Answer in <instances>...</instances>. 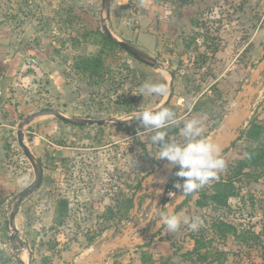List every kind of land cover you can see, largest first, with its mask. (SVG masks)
<instances>
[{
	"label": "rangeland",
	"instance_id": "374dc122",
	"mask_svg": "<svg viewBox=\"0 0 264 264\" xmlns=\"http://www.w3.org/2000/svg\"><path fill=\"white\" fill-rule=\"evenodd\" d=\"M102 1L0 0V264H18L16 256L22 264H71L86 255L89 239L97 246L106 243L123 213L116 204L132 195L134 181L158 161L153 156H158L159 147L140 122L128 116L166 101L170 70L176 78L169 108L177 124L168 137L185 143L183 124L199 119L202 138H212L264 57V0H131L129 10L115 9L110 27L119 24L117 36L130 43L125 37L133 33L126 22L132 20L135 27L140 25L139 15L154 18L159 12L156 33L161 49L154 59L164 65L160 69L123 48H104L99 34L85 37L92 30L104 32ZM174 2L182 9L172 13ZM101 50L106 66L102 78L93 80L76 69L81 55ZM144 83H166L168 92L143 94ZM43 109L68 117L127 120L77 126L44 115L27 125L26 143L42 162L44 178L40 188L21 202L15 221L19 232L12 240L9 216L19 193L35 179L18 143V127L25 117ZM254 115L264 121V89ZM251 144L256 142L248 137L238 139L227 150L228 164L219 174L228 178ZM259 145L264 146V138ZM251 178L243 174L236 181L238 195L227 205L198 209L193 198L187 215L180 218L199 217L202 223L196 231L182 223L176 232L167 230L151 240L149 248L129 256L115 254L107 264H264V176ZM63 197L74 200L68 214L60 217L54 209ZM110 205H115L117 215L109 214ZM220 222L230 223L237 233L222 236L216 227ZM196 237L206 246L199 252L206 258L190 253ZM216 252L226 256L212 261ZM5 257L10 260L3 261Z\"/></svg>",
	"mask_w": 264,
	"mask_h": 264
},
{
	"label": "water",
	"instance_id": "95a60500",
	"mask_svg": "<svg viewBox=\"0 0 264 264\" xmlns=\"http://www.w3.org/2000/svg\"><path fill=\"white\" fill-rule=\"evenodd\" d=\"M113 0H103L102 1V17H101V26L108 35V37L117 43L120 47L125 49L135 58L145 62L146 64L154 67L155 69L164 68V65L158 62L154 57L146 54L138 47L132 43L119 38L112 28L110 27V13L111 5ZM171 75V81L169 85V95L166 101L161 104L159 107L153 110H159L161 107H165L171 100L174 94V81L175 73L173 71H168ZM264 89V57L258 62L255 69L252 71L249 80L245 83L240 91L238 92L235 98L234 106L226 114L225 118L216 129V133L209 140L220 145L222 148L221 155H223L228 149L232 148L233 145L238 141L241 136L242 131L246 128L249 120L254 113V106L258 96L262 93ZM136 113L128 116L127 119L133 120ZM44 115H53L60 120L65 121L66 123L77 125V126H91L98 125L103 126L111 123H118L126 121L125 118H79V117H68L56 109H43L37 111L33 114L25 117L19 124L17 139L20 147L23 149V153L26 158L30 161L34 172L35 179L23 189L19 195L18 200L15 204L14 210L9 216V224L11 229L15 232L11 238L12 240L16 239L18 236L19 229L16 226V216L18 214V209L21 205V202L24 198L33 194L41 186L43 177H44V168L42 162L36 157L33 151L30 149L26 143L25 130L28 124H30L34 119ZM135 120V119H134ZM177 167L170 164L167 160H163L158 169L152 171L146 175L142 181L140 189L135 192L133 202L134 207L130 215L131 221L122 225L119 228L118 233L112 237L109 241L102 244L101 246H94L90 249L89 253L74 261L71 264H107L108 260L114 256L120 250L127 249H137L141 246L146 245L151 242L152 238L163 228L155 227L154 225H140L139 219L145 217V205H147V211H152V205L148 203V198L157 204L159 207H164L165 210H168L169 207L175 213L178 208L182 205L183 201L187 199V196L179 197L180 193L177 191L170 199L171 202L166 205L168 196L171 194L172 190L170 188L172 178L176 171ZM149 177H151V182H149ZM155 183L153 184V181ZM147 197V200L143 203L144 198ZM134 210L136 215L133 214ZM145 215H141V212ZM155 217L152 218V223L155 224ZM137 228L138 237L132 231H130L131 225ZM139 241V242H137ZM24 245L23 243L21 244ZM24 263V260H23Z\"/></svg>",
	"mask_w": 264,
	"mask_h": 264
},
{
	"label": "clouds",
	"instance_id": "9594fccd",
	"mask_svg": "<svg viewBox=\"0 0 264 264\" xmlns=\"http://www.w3.org/2000/svg\"><path fill=\"white\" fill-rule=\"evenodd\" d=\"M143 94L164 96L168 92L166 83H144ZM134 119L138 120L143 127V131L149 134L152 144L159 147L158 156H153L156 160H167L177 167L175 175L179 178L174 187L180 193L179 197L190 195L212 180L218 179L219 172L226 167V161L222 157V148L215 142L202 138V121L199 119H189L181 128V134L185 143L181 144L168 137L166 129L177 124L175 113L169 107H161L159 110L144 109L137 112ZM167 137V138H166ZM151 182V177L148 178ZM148 203L152 205V211H147L145 205V217L139 219L140 225H154L163 227L169 233L176 232L184 223L192 231H196L202 221L199 217L190 220L181 218L171 210L157 206L148 198ZM136 215V211L133 212ZM155 217V224L152 218ZM130 231L138 234L137 228L133 225ZM139 242V241H137Z\"/></svg>",
	"mask_w": 264,
	"mask_h": 264
},
{
	"label": "trees",
	"instance_id": "16d2710c",
	"mask_svg": "<svg viewBox=\"0 0 264 264\" xmlns=\"http://www.w3.org/2000/svg\"><path fill=\"white\" fill-rule=\"evenodd\" d=\"M97 34L102 36V44L103 47L106 49H118L122 48L117 43L112 41L108 35L104 32H101L99 29L89 31L85 37L89 38V35L92 37L97 36ZM206 48H209L208 43L205 44ZM216 49V48H214ZM96 54H90V55H84L80 56L79 60L77 61L76 69L83 73L85 76H89L93 80H99L104 76L105 71V60H104V54L101 53ZM207 98V97H206ZM165 107H171L170 103L167 104ZM131 113V110L126 111ZM258 118L256 115L252 116L248 126L242 131L241 136L239 140L242 138L248 137L252 142H256L255 145L251 144V146H248L247 152L244 158H239L235 165L232 167L228 178L222 176L221 174L218 175V179H214V183L209 186L206 185L202 189L188 195L186 201L183 203L182 207L185 206L187 209L189 207L191 208V205L189 204L190 201L195 199L194 205L198 209L207 207L208 205H227L228 200L232 196L238 195V189L236 186V181L243 178V174L247 176H251L253 180L257 181L261 177L264 176V146L259 145V142H261L262 138H264V121L257 120ZM168 134L172 133L171 126L166 129ZM143 147V146H141ZM160 161H154V165H157ZM152 168L151 170H153ZM149 171H142V173L146 174ZM176 172V171H175ZM139 174L141 172L139 171ZM227 178V179H226ZM178 180V177L175 175L172 178V182L170 185V188L174 187L176 181ZM197 196V197H196ZM196 197V198H195ZM116 206L120 207V211L123 212L122 215H119V218H116V224L121 223L123 220L128 219L130 210L134 206L133 197H128L121 202H118ZM181 208V206L179 207ZM178 208V209H179ZM112 211V212H111ZM110 215H117V212L114 208H110ZM218 232L221 233L222 236L227 235L228 233H237L236 227L231 225L230 223L226 222H220L217 226ZM160 232V231H159ZM158 232V233H159ZM195 246L192 251H190L191 254H198L201 258H206L207 255H203L202 253H199L202 248H206L205 244L202 243V241L199 238H195ZM89 244L91 245L94 240L91 238L88 240ZM152 242L147 243L144 246L139 247L142 248H149L152 246ZM210 253V252H206ZM217 255L212 261L223 259L224 256H226V252H216ZM145 254V253H144ZM144 256V255H142ZM10 258L5 257L3 261H8ZM15 260L18 264H22L21 260L16 256ZM12 261V259H11ZM114 264H124L122 262L115 261Z\"/></svg>",
	"mask_w": 264,
	"mask_h": 264
},
{
	"label": "crops",
	"instance_id": "0c3cea01",
	"mask_svg": "<svg viewBox=\"0 0 264 264\" xmlns=\"http://www.w3.org/2000/svg\"><path fill=\"white\" fill-rule=\"evenodd\" d=\"M131 0H113L112 1V5H111V13H110V20H111V22H112V24H113V21H115L114 20V13H115V9L117 10H121V9H128L129 10V6L127 5V4H129V2H130ZM134 1V0H133ZM117 4H119V7L118 8H116V5ZM148 5V4H147ZM175 5V6H174ZM149 6V5H148ZM181 6H182V4L181 5H179V4H176L175 2L173 3V9H174V11L172 10V13L173 12H178V10L179 9H182L181 8ZM180 11V10H179ZM159 15V12L158 11H156L155 13H154V18L153 17H151L150 15H148L147 13L146 14H142V15H139V19L136 21L137 22V24H140V25H137V26H135V27H133L132 26V24H131V22H132V20L130 21V20H128L127 22H126V24H125V27L127 28V29H130V28H132V33H133V35H131V37L130 38H127V37H125L126 39H128V40H130V41H132V43L135 45V46H137L140 50H142L143 52H145L146 54H148V55H150V56H152V57H154V55H157V53L159 52V50L161 49V47H160V42H158L157 41V39H158V37L160 36V35H158L156 32H158L157 31V29H158V20H160L161 21V18L158 16ZM124 18H126V17H124ZM172 18H174V17H172ZM168 19V18H167ZM124 20V19H123ZM135 22V21H134ZM123 23V22H122ZM120 24H121V22H120ZM140 26V27H139ZM116 28H112V30L114 31V33L116 34V35H120V30L122 29V28H120L121 26L118 24V25H116L115 26ZM118 28V29H117ZM126 29V31H128ZM135 29V30H134ZM168 37H171V36H169L168 35ZM175 39V38H174ZM175 78H176V75H175ZM175 82V81H174ZM170 103V102H169ZM168 103V104H169ZM104 126V125H103ZM227 152V151H226ZM224 153L223 155H222V157L223 158H228V152L227 153ZM163 162V160H161L157 165H155L154 166V169L153 170H151V171H149L148 173H146V174H144L142 177L140 176L139 178H138V180H136V181H134V185H133V190H132V195H131V193H129L127 196L128 197H133L134 198V195H135V192L138 190V189H140V186H141V181H142V179L146 176V175H148L149 173H151L152 171H154V170H156V169H158L159 168V166L161 165V163ZM228 164V163H227ZM227 164H226V167H227ZM224 170V169H223ZM222 170V171H223ZM176 171H177V169H176ZM222 171H220V172H222ZM44 178V177H43ZM179 179V178H178ZM134 180H135V177H134ZM42 182H43V180H42ZM177 182V181H176ZM155 183V180L153 181V184ZM42 184V183H41ZM40 188V187H39ZM171 190H172V192H171V196L170 197H172L176 192H177V189L175 188V187H172L171 188ZM73 198H68V197H63V198H61V199H59L57 202H56V207H55V209H54V214H57L58 216H60V217H64V216H66L67 214H68V212H69V208L73 205ZM147 200V197L146 198H144V201H143V203L145 202ZM78 200L77 199H75V202H77ZM120 201H121V199H120ZM186 200H184L183 201V203L185 202ZM171 202V199L170 198H168V201H167V203H166V205H168L169 203ZM183 203H182V205H183ZM189 204L190 205H192V201H190L189 202ZM182 205H181V208H179L178 210H177V212H176V214L179 216V217H183L184 218V216H186L187 214V212H186V207L185 206H183L182 207ZM112 208H115V205L113 206V205H110ZM134 207V206H133ZM132 211H133V208L130 210V213H129V216H128V219H126V220H123L121 223H118V224H116L115 226H112L111 227V230L110 231H112V233H113V235L112 234H110V235H108V238H107V241H109L112 237H114L117 233H118V231H119V228L122 226V225H124V224H126V223H129L130 221H131V218H130V215H131V213H132ZM141 215H145L144 213H143V211L141 212ZM181 217V218H182ZM106 231V230H105ZM167 231V229L166 228H162L161 230H160V232L159 233H157L153 238H152V240L154 241V240H157V238L159 237V236H163V234L165 233ZM140 234H138V235H136V237H138ZM58 240H60V238L58 239ZM153 241H152V243H153ZM94 245H97L96 244V242H93L89 247L90 248H88L87 249V252H86V255L89 253V251H90V249L94 246ZM134 250H139V248H137V249H127V250H120V251H118L116 254H121V253H124L125 255L124 256H126V255H128L129 256V254H131L130 252H133ZM115 256V255H114ZM79 258V256H77V258H75L72 262H74V261H76L77 259Z\"/></svg>",
	"mask_w": 264,
	"mask_h": 264
},
{
	"label": "built area",
	"instance_id": "2783aa9c",
	"mask_svg": "<svg viewBox=\"0 0 264 264\" xmlns=\"http://www.w3.org/2000/svg\"><path fill=\"white\" fill-rule=\"evenodd\" d=\"M170 196H171V194L168 196V198H171Z\"/></svg>",
	"mask_w": 264,
	"mask_h": 264
}]
</instances>
